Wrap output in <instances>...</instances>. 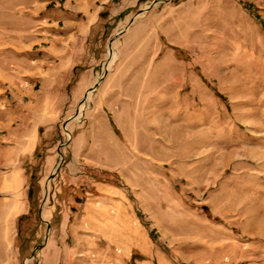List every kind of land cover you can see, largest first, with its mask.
Masks as SVG:
<instances>
[{
  "label": "rangeland",
  "instance_id": "1",
  "mask_svg": "<svg viewBox=\"0 0 264 264\" xmlns=\"http://www.w3.org/2000/svg\"><path fill=\"white\" fill-rule=\"evenodd\" d=\"M49 1L0 0V264H264V0H114L20 159V37Z\"/></svg>",
  "mask_w": 264,
  "mask_h": 264
},
{
  "label": "crops",
  "instance_id": "2",
  "mask_svg": "<svg viewBox=\"0 0 264 264\" xmlns=\"http://www.w3.org/2000/svg\"><path fill=\"white\" fill-rule=\"evenodd\" d=\"M49 3L52 5L45 10L30 9L32 28L20 37V80L12 85L20 106V159L32 155L36 149L42 124L37 112L60 108L61 104L57 103L71 94L78 80L88 72L94 51L92 45L97 44L101 32L107 30L106 21L115 8L114 0H50ZM96 109L88 118L91 125L98 119L106 125L107 119L98 105ZM90 135L95 137V128L79 132L77 142L80 145L76 152H83L82 146L92 137ZM24 178V170L20 167V189L24 186ZM22 208L20 204V212ZM80 243L78 250L87 252L86 239ZM98 247L97 244L96 249ZM104 252L100 248L102 260L96 264H105ZM127 256L128 259L134 256L135 262L149 263L141 254L134 255L132 251ZM108 264L126 263L114 260Z\"/></svg>",
  "mask_w": 264,
  "mask_h": 264
},
{
  "label": "bare ground",
  "instance_id": "3",
  "mask_svg": "<svg viewBox=\"0 0 264 264\" xmlns=\"http://www.w3.org/2000/svg\"><path fill=\"white\" fill-rule=\"evenodd\" d=\"M113 55H114V54H113ZM90 97H91V93L88 92L87 95H86V99H90ZM84 107H85V102H82L81 105H80V107H79V110H78L79 113H78V115L74 118V120L79 119V117H80V115H81V112H82V110H83Z\"/></svg>",
  "mask_w": 264,
  "mask_h": 264
},
{
  "label": "trees",
  "instance_id": "4",
  "mask_svg": "<svg viewBox=\"0 0 264 264\" xmlns=\"http://www.w3.org/2000/svg\"><path fill=\"white\" fill-rule=\"evenodd\" d=\"M33 193H34V190L33 188L30 186L28 188V196H29V199L32 200L33 199Z\"/></svg>",
  "mask_w": 264,
  "mask_h": 264
},
{
  "label": "water",
  "instance_id": "5",
  "mask_svg": "<svg viewBox=\"0 0 264 264\" xmlns=\"http://www.w3.org/2000/svg\"><path fill=\"white\" fill-rule=\"evenodd\" d=\"M155 2H157V0ZM94 88H96V87H94Z\"/></svg>",
  "mask_w": 264,
  "mask_h": 264
}]
</instances>
